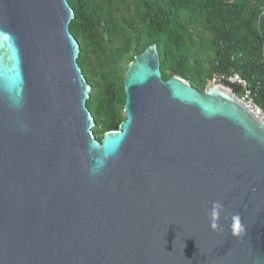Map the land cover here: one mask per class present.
Instances as JSON below:
<instances>
[{
    "label": "water",
    "instance_id": "water-1",
    "mask_svg": "<svg viewBox=\"0 0 264 264\" xmlns=\"http://www.w3.org/2000/svg\"><path fill=\"white\" fill-rule=\"evenodd\" d=\"M73 18L0 0V264H264V126L150 45L98 141Z\"/></svg>",
    "mask_w": 264,
    "mask_h": 264
},
{
    "label": "trees",
    "instance_id": "trees-1",
    "mask_svg": "<svg viewBox=\"0 0 264 264\" xmlns=\"http://www.w3.org/2000/svg\"><path fill=\"white\" fill-rule=\"evenodd\" d=\"M67 2L98 141L125 119L123 64L150 45L157 48L164 80L176 76L203 92L213 76L237 74L264 109V0Z\"/></svg>",
    "mask_w": 264,
    "mask_h": 264
},
{
    "label": "built area",
    "instance_id": "built-area-1",
    "mask_svg": "<svg viewBox=\"0 0 264 264\" xmlns=\"http://www.w3.org/2000/svg\"><path fill=\"white\" fill-rule=\"evenodd\" d=\"M206 85L218 86L230 94L248 113L264 126V109L255 103L249 83L241 79L237 74L227 77L213 76L207 81ZM236 89H238L239 92H235Z\"/></svg>",
    "mask_w": 264,
    "mask_h": 264
},
{
    "label": "clouds",
    "instance_id": "clouds-1",
    "mask_svg": "<svg viewBox=\"0 0 264 264\" xmlns=\"http://www.w3.org/2000/svg\"><path fill=\"white\" fill-rule=\"evenodd\" d=\"M262 15H264V11H263ZM213 208L216 209V210H220L222 208V203L219 202V201L214 202L213 203Z\"/></svg>",
    "mask_w": 264,
    "mask_h": 264
},
{
    "label": "rangeland",
    "instance_id": "rangeland-1",
    "mask_svg": "<svg viewBox=\"0 0 264 264\" xmlns=\"http://www.w3.org/2000/svg\"><path fill=\"white\" fill-rule=\"evenodd\" d=\"M129 1V0H128ZM130 63V62H129ZM129 63L126 61L124 64H123V67H125V66H128L129 65ZM202 64L205 66V67H207V62H206V60H203L202 61ZM95 129V128H94ZM93 129V130H94Z\"/></svg>",
    "mask_w": 264,
    "mask_h": 264
},
{
    "label": "flooded vegetation",
    "instance_id": "flooded-vegetation-1",
    "mask_svg": "<svg viewBox=\"0 0 264 264\" xmlns=\"http://www.w3.org/2000/svg\"><path fill=\"white\" fill-rule=\"evenodd\" d=\"M197 90V89H196ZM199 91V90H198ZM200 92V91H199Z\"/></svg>",
    "mask_w": 264,
    "mask_h": 264
}]
</instances>
